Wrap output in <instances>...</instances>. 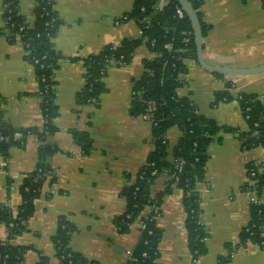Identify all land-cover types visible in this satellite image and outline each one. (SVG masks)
<instances>
[{
  "label": "crops",
  "instance_id": "1",
  "mask_svg": "<svg viewBox=\"0 0 264 264\" xmlns=\"http://www.w3.org/2000/svg\"><path fill=\"white\" fill-rule=\"evenodd\" d=\"M0 0V112L9 131H32L20 145L0 150V207L14 214L21 205V188L40 163L42 149L51 172L42 195L34 202L33 215L23 231L8 240V227L0 223V244L27 248L22 264H61L54 238L61 220L72 226L69 247L96 264H126L138 246L142 229L136 221L121 233L117 218L128 207L127 193L156 150L150 113L134 106L136 85L145 73L144 62L156 58L140 47L127 65H112L102 79L97 102L82 104L78 95L87 83L85 59L108 46L141 37L139 23L131 18L134 0H55L61 21L54 46L62 56L55 70L53 130L45 126L40 82L29 52L17 38L11 42ZM35 0H19L28 23L35 19ZM206 33L204 59L213 66L253 69L264 65V6L262 0H205L199 9ZM179 76L180 100L192 102L198 114L221 127L207 149L205 179L197 186L201 224L207 234L202 254H193L186 225L184 191L160 175L150 187L152 197L167 191L160 204L156 229L160 240L154 264H264V247L242 245L243 231L253 219L248 166L264 163V146L247 148L243 136L249 126L240 108V94L258 98L264 106V72L226 76L205 70L198 62L185 61ZM230 101L218 99L226 91ZM90 140L85 154L75 135ZM184 136L182 128L165 131L167 160ZM53 179V180H52ZM50 180L52 181L51 183ZM151 213L147 208L143 216ZM264 236V234H263Z\"/></svg>",
  "mask_w": 264,
  "mask_h": 264
},
{
  "label": "trees",
  "instance_id": "2",
  "mask_svg": "<svg viewBox=\"0 0 264 264\" xmlns=\"http://www.w3.org/2000/svg\"><path fill=\"white\" fill-rule=\"evenodd\" d=\"M35 19L33 23L23 17L19 11V0H6L8 9L4 12L9 31V40L16 42L17 37L29 52V61L35 66L40 82L39 96L42 100V110L45 126L53 130L55 108V70L59 66L62 56L56 51L54 39L58 33L61 21L54 10L55 0H35ZM198 12L203 33L206 27L203 24L199 11L205 0H188ZM264 6V0H262ZM159 0H134V9L128 18L135 19L141 27V37L135 40H126L119 46H108L97 55L85 59L87 68V83L78 100L82 104L97 102L103 90L102 79L112 65H127L131 62L136 51L146 46L155 53L156 58L145 61V73L136 85L134 106L137 113H149L150 103H154L152 112V129L156 150L147 165L137 175L134 184L130 187L126 197L127 211L117 218L116 225L121 233L130 231L136 221H142L145 229L141 233L138 246L126 264H154L157 258V246L160 235L156 229V218L160 216V204L167 191L152 197L150 187L163 174L171 178L184 191V204L187 213L186 225L190 232L193 244V254L199 256L204 249V240L207 234L201 224V209L197 186L205 179V168L208 161L207 149L221 127L198 114L194 105L188 99L180 100L177 89L181 87L179 76L187 72L185 61L198 62L195 45L194 30L188 16L179 20L176 17V8L180 5L173 0L162 11H156ZM190 35V41L185 39ZM171 45V50L166 49ZM232 83L227 84L226 91L218 94V99L230 101ZM241 111L248 123L249 130L243 136L245 147L264 146V106L261 101L245 94L238 97ZM170 125L182 128L184 136L173 151V162L167 160V141L165 131ZM6 129L1 120L0 133L5 135ZM32 131H9L5 142H0V150L4 151L10 145H20L25 136ZM21 134V138H16ZM82 145L83 152L89 151L90 140L86 135H75ZM52 154L50 149H42L40 163L36 170L28 175L21 188L22 202L16 209V214L9 206L0 207V223L8 227V240L15 238L24 229V222L34 211V202L42 193L51 172L46 163V157ZM182 161L184 167L177 173L175 166ZM261 167L263 171H260ZM156 171V174L152 173ZM251 172L255 176L254 187L258 192L260 203H252L253 219L242 234V245L249 242L264 247V163L249 165L248 176ZM53 180V179H52ZM52 181L50 180L49 183ZM151 209L148 217L143 216L144 210ZM73 226L66 220H61L58 234L54 238L56 257L61 264H96L85 259L69 247L70 235ZM27 248L12 245L10 242L0 244V264H22ZM48 259H42L40 264H48Z\"/></svg>",
  "mask_w": 264,
  "mask_h": 264
},
{
  "label": "water",
  "instance_id": "3",
  "mask_svg": "<svg viewBox=\"0 0 264 264\" xmlns=\"http://www.w3.org/2000/svg\"><path fill=\"white\" fill-rule=\"evenodd\" d=\"M181 7L184 9L186 15L190 19L193 30L195 45L197 49L198 63L207 71L213 74L226 75V76H239V75H253L264 72V65L253 69H236L228 67L213 66L208 64L204 59V33L198 12L194 9L188 0H177ZM8 135V132H5Z\"/></svg>",
  "mask_w": 264,
  "mask_h": 264
},
{
  "label": "built area",
  "instance_id": "4",
  "mask_svg": "<svg viewBox=\"0 0 264 264\" xmlns=\"http://www.w3.org/2000/svg\"><path fill=\"white\" fill-rule=\"evenodd\" d=\"M172 1H173V0H159L158 5L156 6V11H159V12L162 11V10H163L168 4H170ZM7 9H8V5L5 4V6H4V12H5ZM176 17H177L179 20H183V19H185V17H186V13H185L184 9L181 7V5H179V6L176 8ZM128 20H130V19L128 18V16H125V17L122 19V21H128ZM190 35H191V33H188V37L185 39V42H186V43H188V42L190 41ZM17 38H19V37H17ZM171 48H172L171 45H167V46H166V49H168V50H171ZM149 106H150V107H149V113H150L151 118H152V121H153V115H152V112L155 110V105H154V103H150ZM16 138H18V139L21 138V134H17V135H16ZM5 141H6V136H5V135H2V134L0 133V142H5ZM257 166H258V165H257ZM183 167H184V163H183L182 161L178 162V163L176 164V166H175V169H176L177 173H181L182 170H183ZM260 171H263V168H262V167H261ZM152 174L155 175V174H156V171H154ZM250 175H251V176H250V183H249V184H250V191H248L247 194L250 196V200H251L252 203H260L261 201H260V199H259L258 192H257V190H256L255 187H254V181H251V179L255 176V173H254V172H251ZM148 216H149V214H148L146 217H148ZM144 217H145V216H144ZM157 217H159V216H157ZM156 219H157V218H156ZM140 226H141V229H142V231H143V230L145 229V224H144V222L140 221ZM263 230H264V229H263ZM132 255H133V252L129 254L130 258L132 257Z\"/></svg>",
  "mask_w": 264,
  "mask_h": 264
}]
</instances>
